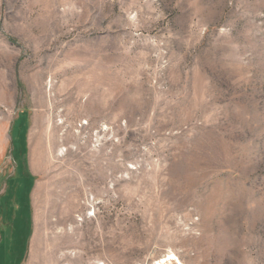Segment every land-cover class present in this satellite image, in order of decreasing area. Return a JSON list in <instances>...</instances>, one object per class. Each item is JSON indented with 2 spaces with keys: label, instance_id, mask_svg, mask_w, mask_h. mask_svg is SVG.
<instances>
[{
  "label": "rangeland",
  "instance_id": "374dc122",
  "mask_svg": "<svg viewBox=\"0 0 264 264\" xmlns=\"http://www.w3.org/2000/svg\"><path fill=\"white\" fill-rule=\"evenodd\" d=\"M264 264V0H0V264Z\"/></svg>",
  "mask_w": 264,
  "mask_h": 264
},
{
  "label": "bare ground",
  "instance_id": "6f19581e",
  "mask_svg": "<svg viewBox=\"0 0 264 264\" xmlns=\"http://www.w3.org/2000/svg\"><path fill=\"white\" fill-rule=\"evenodd\" d=\"M167 260H170V258L164 259V260L160 261L158 264H162V263L166 262Z\"/></svg>",
  "mask_w": 264,
  "mask_h": 264
}]
</instances>
